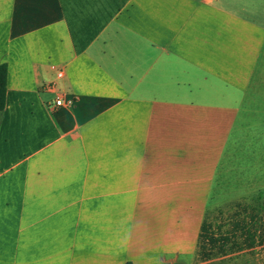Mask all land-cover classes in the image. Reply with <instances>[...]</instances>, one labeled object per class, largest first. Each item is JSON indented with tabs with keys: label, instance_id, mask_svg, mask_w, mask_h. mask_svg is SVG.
Listing matches in <instances>:
<instances>
[{
	"label": "crops",
	"instance_id": "obj_1",
	"mask_svg": "<svg viewBox=\"0 0 264 264\" xmlns=\"http://www.w3.org/2000/svg\"><path fill=\"white\" fill-rule=\"evenodd\" d=\"M263 63L264 0H0V264L194 259L264 163Z\"/></svg>",
	"mask_w": 264,
	"mask_h": 264
},
{
	"label": "rangeland",
	"instance_id": "obj_2",
	"mask_svg": "<svg viewBox=\"0 0 264 264\" xmlns=\"http://www.w3.org/2000/svg\"><path fill=\"white\" fill-rule=\"evenodd\" d=\"M260 71L264 81V63ZM229 185L227 192L214 196L206 212L209 240L216 241L203 243L194 259L175 264H264V163L256 162L252 185L239 186L233 179Z\"/></svg>",
	"mask_w": 264,
	"mask_h": 264
},
{
	"label": "trees",
	"instance_id": "obj_3",
	"mask_svg": "<svg viewBox=\"0 0 264 264\" xmlns=\"http://www.w3.org/2000/svg\"><path fill=\"white\" fill-rule=\"evenodd\" d=\"M7 92H8V66L7 64H2L0 65V112H2L6 108ZM209 231H210V227L205 221L202 226V231L200 234L199 248H205V246H203V243H205L206 241L212 242V243L216 241L215 239L209 240V237H210ZM206 259H207V256H204L205 261ZM128 264H132V263H128Z\"/></svg>",
	"mask_w": 264,
	"mask_h": 264
},
{
	"label": "built area",
	"instance_id": "obj_4",
	"mask_svg": "<svg viewBox=\"0 0 264 264\" xmlns=\"http://www.w3.org/2000/svg\"><path fill=\"white\" fill-rule=\"evenodd\" d=\"M63 75H64V73L62 71L58 72V77H63ZM70 103L71 102H65L63 96H59L58 99L55 102V106L57 108H59V107L67 106Z\"/></svg>",
	"mask_w": 264,
	"mask_h": 264
}]
</instances>
